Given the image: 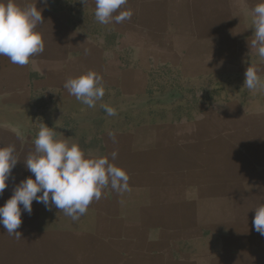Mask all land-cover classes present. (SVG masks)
<instances>
[{
	"label": "rangeland",
	"instance_id": "374dc122",
	"mask_svg": "<svg viewBox=\"0 0 264 264\" xmlns=\"http://www.w3.org/2000/svg\"><path fill=\"white\" fill-rule=\"evenodd\" d=\"M18 3L43 10L45 49L26 66L0 56V146L20 159L0 205L32 175L23 159L43 123L88 154L117 151L130 179L123 193L102 189L77 221L33 201L20 239L0 227V264H222V251L193 259L191 240L212 233L210 218L226 219L211 211L217 200L231 208L246 195L249 223L264 202V88L243 86L249 65L264 79L250 48L257 0H128L131 19L107 25L94 0ZM88 71L105 89L94 108L63 87ZM171 219L184 240L164 239L177 235Z\"/></svg>",
	"mask_w": 264,
	"mask_h": 264
},
{
	"label": "clouds",
	"instance_id": "9594fccd",
	"mask_svg": "<svg viewBox=\"0 0 264 264\" xmlns=\"http://www.w3.org/2000/svg\"><path fill=\"white\" fill-rule=\"evenodd\" d=\"M94 2V16L100 24L123 23L133 15L132 10H123L128 0ZM42 11L36 3L0 0V56L8 57L13 64L26 66L31 57L44 52L43 36L37 30L44 23ZM250 11L251 27L254 29L250 48L264 59V0H257ZM244 77L243 86L248 90L264 88V79L256 67L249 65ZM63 87L89 108L96 107L105 95L101 77L93 71L68 78ZM101 107L108 116L117 115L115 107L108 104H101ZM17 135H20L19 132ZM108 135L115 142V133L110 131ZM33 144L34 151L23 159L32 175L21 180L14 187L11 197L0 205V227L16 239L21 237L17 231L22 223L21 212L31 214L33 201L42 203L49 211L55 207L77 221L87 212L93 200L102 198V189L110 187L117 193L129 190V174L114 163L118 156L115 150L110 157L88 154L78 143L59 138L45 123L33 138ZM19 160L15 145L0 146V194L7 187L12 169ZM254 211L253 227L264 236V203L254 207Z\"/></svg>",
	"mask_w": 264,
	"mask_h": 264
},
{
	"label": "crops",
	"instance_id": "0c3cea01",
	"mask_svg": "<svg viewBox=\"0 0 264 264\" xmlns=\"http://www.w3.org/2000/svg\"><path fill=\"white\" fill-rule=\"evenodd\" d=\"M242 196L239 198V202H232L233 198L229 201L231 202V208L227 205H217V200L212 210L209 209L211 211L218 208L225 210L226 219L224 221H214V219L210 218L209 227L212 228V231H210L212 233L209 236L197 235L196 238H192L193 259H201L206 254L211 255L217 251H222L225 255L224 261L219 259L222 264H264V236L254 229L252 223H249L247 213L242 214L243 211H248V198L244 197L246 195ZM199 209L205 210L206 208L200 206ZM179 221L180 219H171L170 223H168L171 226L176 225L177 235L165 236L164 239H167V243H172L174 237H176L177 242L185 239V235L181 233V228L184 225H181ZM218 228L220 229L218 230ZM221 239H223V242H221ZM230 259L236 263H230ZM209 260L211 262L212 258L210 257Z\"/></svg>",
	"mask_w": 264,
	"mask_h": 264
}]
</instances>
